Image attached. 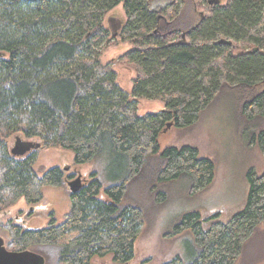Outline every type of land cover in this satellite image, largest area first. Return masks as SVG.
<instances>
[{
  "label": "trees",
  "instance_id": "trees-1",
  "mask_svg": "<svg viewBox=\"0 0 264 264\" xmlns=\"http://www.w3.org/2000/svg\"><path fill=\"white\" fill-rule=\"evenodd\" d=\"M188 1L194 9L186 16L197 19L183 27L180 0H0V211L20 198L36 203L44 186L75 177L59 166L38 174L36 152L26 155L23 142L8 148L13 133L69 149L77 164L106 153L120 180L105 187L104 200L96 172L87 183L80 178L78 189H69L70 209L61 223L52 219L45 228L22 229L7 221L12 250L58 246L57 264H90L107 254L129 262L144 216L123 199L128 181L152 154L160 162L156 178L185 176L190 195L214 179L213 161L196 147L159 150L157 138L167 123L192 125L227 88L238 94L249 121L264 118V0ZM120 3L126 16L120 37L131 47L119 60L134 69L131 96L162 100L158 113L139 116L115 70L99 59L109 42L103 17ZM246 141L264 156V128L249 129ZM246 180L245 205L229 220L184 213L164 235L191 231L186 255L161 264H235L243 244L264 225V172L250 169Z\"/></svg>",
  "mask_w": 264,
  "mask_h": 264
},
{
  "label": "rangeland",
  "instance_id": "rangeland-1",
  "mask_svg": "<svg viewBox=\"0 0 264 264\" xmlns=\"http://www.w3.org/2000/svg\"><path fill=\"white\" fill-rule=\"evenodd\" d=\"M224 4L226 0H215ZM190 5H187V4ZM194 9L188 0L178 3V25L193 24L197 16H186ZM126 16L122 4H118L103 17V26L108 29L109 42L101 50L99 59L109 63L116 73V82L136 100V112L139 116L147 113H158L164 108L160 99L133 98L131 96L132 79L135 75L131 65L120 61V56L131 44L120 37ZM180 22L182 23L180 25ZM114 34V35H113ZM234 53H239L235 50ZM239 96L230 88L222 89L203 109L197 120L190 126H170L162 129L157 142L159 150L167 146L180 147L191 145L198 149L201 156L210 158L214 163V179L212 183L194 194H189L190 180L185 176L160 181L156 178L160 162L156 155H151L142 172L132 177L126 185L123 203L137 205L143 212V223L138 230L135 241V254L127 263L113 261L112 254L104 257L94 256L90 264H161L175 255H186L185 240L192 239L189 230L166 237L164 234L186 212L197 211L202 219L218 213L221 221H227L241 210L246 202L248 183L246 173L252 169L257 173L264 172V156L256 145L247 144L249 129L257 131L264 128V118L256 117L249 121L242 115ZM25 145L27 155L36 152L34 169L38 174L47 169L59 166L65 175L79 176L84 183L91 180V172L102 185L98 197L106 199L105 187L118 183L112 172V157L105 153L89 163H75L71 150L61 146H46L38 137L26 138L21 133H13L7 139L8 148L15 143ZM23 142V143H22ZM38 145V146H37ZM74 177V178H75ZM72 178V179H74ZM62 186H44L42 198L33 204L24 198L0 211V236L8 249L10 237L3 227L7 221L18 224L22 229H41L50 225L51 220L61 223L70 209L68 199V180ZM207 226L209 222H204ZM73 234L63 240L66 242ZM44 257V264H57L58 246H32ZM235 264H264V225L259 224L252 236L243 244L240 256Z\"/></svg>",
  "mask_w": 264,
  "mask_h": 264
},
{
  "label": "water",
  "instance_id": "water-1",
  "mask_svg": "<svg viewBox=\"0 0 264 264\" xmlns=\"http://www.w3.org/2000/svg\"><path fill=\"white\" fill-rule=\"evenodd\" d=\"M114 35V34H113ZM171 123H167L166 128L170 127ZM38 146V145H37ZM80 177L68 182L72 192L76 191L80 184ZM0 264H44V257L32 250H11L5 245L4 239L0 236Z\"/></svg>",
  "mask_w": 264,
  "mask_h": 264
}]
</instances>
